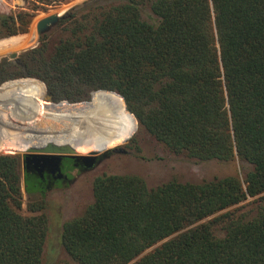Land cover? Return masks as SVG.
Returning a JSON list of instances; mask_svg holds the SVG:
<instances>
[{
  "label": "trees",
  "instance_id": "1",
  "mask_svg": "<svg viewBox=\"0 0 264 264\" xmlns=\"http://www.w3.org/2000/svg\"><path fill=\"white\" fill-rule=\"evenodd\" d=\"M69 1L31 0L8 13L0 0L3 56L38 42L39 18L27 30L33 10ZM148 2L157 23L142 17ZM60 25L69 34L50 52L41 43L24 53L26 72L15 65L18 72L0 76L26 75L0 84L1 149L21 138L31 148L48 137L117 144L81 109L87 90L95 109L118 92L119 111L171 152L238 159L244 177L150 188L134 174L97 176L94 201L63 225L69 259L58 264H264V0H86ZM8 66L0 61V71ZM21 166L18 154H0V264H45L46 187ZM251 198L255 215L237 211Z\"/></svg>",
  "mask_w": 264,
  "mask_h": 264
},
{
  "label": "rangeland",
  "instance_id": "2",
  "mask_svg": "<svg viewBox=\"0 0 264 264\" xmlns=\"http://www.w3.org/2000/svg\"><path fill=\"white\" fill-rule=\"evenodd\" d=\"M30 1L31 0H6V2L9 3V8L6 12L18 13L19 11L27 10ZM85 1L86 0H71L55 8L33 10L27 30L32 26L35 18L40 19L56 11L60 7L65 8L68 6V11L71 7L81 5ZM142 17L152 23L158 22V17L152 11L150 2L142 6ZM63 27V25L54 26L49 32L38 37L36 46L41 43H47L48 52H50L61 38H65L69 34ZM2 37L4 36L0 34V57L4 55ZM31 47L27 49L29 50ZM25 49L26 48L21 47L17 50L22 60H25ZM5 58L9 63L7 73L13 74L18 72L14 60L4 57L1 58L0 61ZM24 71L26 72V68ZM25 76L26 75L18 76L11 79L14 80ZM94 95L95 90H87V94L84 95L82 99L81 111L94 118L102 129L116 135L122 141L108 148H100L88 146L84 143L83 139H81L79 144L73 147L81 153H88L94 150L104 153L106 152L105 150L115 147L122 148L123 151L110 150L102 157L100 163L92 169L81 170L72 168L69 171L71 178L69 183L60 181L54 186L46 188L45 199L47 204L44 212L48 217V229L43 251V261L45 264H58L69 259L61 244L63 225L67 220L82 215L86 207L94 201L93 183L97 176L103 174H134L141 176L150 188L173 179L181 182L198 183L227 175H237L240 178L244 177L243 166L238 159L230 161H219L216 159L199 161L195 158L188 157L186 154H175L171 152L163 143L159 142L146 129L141 127L136 118L130 114L119 111L117 108L116 93H112L110 101L99 109H95L86 102ZM70 128L72 127L70 126ZM55 143L64 144L62 142ZM30 148L25 138L23 143L17 146L16 149H1L0 151H4L5 154H18L21 159H23L25 153L23 151H28ZM21 167L24 172L23 166ZM252 200L253 198L238 204L237 211L247 212L249 216L255 215V203H252ZM27 203L28 195L23 189L22 213L25 215L30 214L27 210ZM221 233L222 232H219L218 234ZM161 243L162 241L150 247L144 253L151 251Z\"/></svg>",
  "mask_w": 264,
  "mask_h": 264
},
{
  "label": "water",
  "instance_id": "3",
  "mask_svg": "<svg viewBox=\"0 0 264 264\" xmlns=\"http://www.w3.org/2000/svg\"><path fill=\"white\" fill-rule=\"evenodd\" d=\"M62 8L64 7H60L56 11L40 18L37 21L35 28V36L40 37L43 34L49 32L59 22V20L67 12V9L61 10ZM33 41L34 38L30 39L29 43L31 44ZM34 47H36V44L32 45L31 48ZM27 50L28 49H25L24 51ZM4 57H8L9 59L15 60L16 62H21V56L17 51L10 52L5 56L0 57V59ZM8 80H11V78L2 80L0 84ZM121 97L123 98L122 95ZM110 150L123 151L122 148L115 147V148L107 149L106 152L104 153H100L95 150L89 151L88 153H81L78 152L73 146L69 144H57L52 141H47L46 143H44L39 147H32L28 151H26L23 155L22 166L24 171L27 172L36 171L41 176H43L45 172H48L50 174L55 175V178L68 179L67 174H65L62 170L64 157H70L76 159L78 162L84 165L85 169L88 170L98 165L102 157L105 156V154ZM0 154H5V153L4 151H0Z\"/></svg>",
  "mask_w": 264,
  "mask_h": 264
},
{
  "label": "flooded vegetation",
  "instance_id": "4",
  "mask_svg": "<svg viewBox=\"0 0 264 264\" xmlns=\"http://www.w3.org/2000/svg\"><path fill=\"white\" fill-rule=\"evenodd\" d=\"M14 62H15V65L24 73L25 72L24 70L26 67H25L23 60L21 59V62H16L14 60ZM6 74H7V71L5 70L0 71V76L6 75ZM72 168L81 169V170L85 169L84 165L78 162L76 159L70 158V157H64L63 164H62V170L65 174H67L68 179L55 178V175L50 174L48 172H45L43 176L38 174L36 171H34L33 173H35L41 179V181L45 184V187L48 188V187L54 186L56 183L60 181L69 183L71 180L69 171Z\"/></svg>",
  "mask_w": 264,
  "mask_h": 264
},
{
  "label": "bare ground",
  "instance_id": "5",
  "mask_svg": "<svg viewBox=\"0 0 264 264\" xmlns=\"http://www.w3.org/2000/svg\"><path fill=\"white\" fill-rule=\"evenodd\" d=\"M68 8V6L67 7H65V8H62V10H64V9H67ZM44 132V131H43ZM47 141H52L51 139H50V137H48V140ZM0 150H1V148H0ZM106 151V150H105ZM23 152H26V151H23Z\"/></svg>",
  "mask_w": 264,
  "mask_h": 264
},
{
  "label": "crops",
  "instance_id": "6",
  "mask_svg": "<svg viewBox=\"0 0 264 264\" xmlns=\"http://www.w3.org/2000/svg\"><path fill=\"white\" fill-rule=\"evenodd\" d=\"M23 140H24V139L21 138V139H20V142H23Z\"/></svg>",
  "mask_w": 264,
  "mask_h": 264
}]
</instances>
